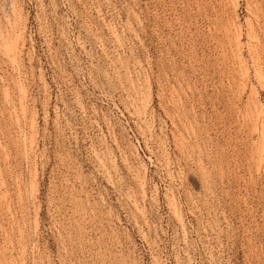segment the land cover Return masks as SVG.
<instances>
[{"label":"rangeland","instance_id":"374dc122","mask_svg":"<svg viewBox=\"0 0 264 264\" xmlns=\"http://www.w3.org/2000/svg\"><path fill=\"white\" fill-rule=\"evenodd\" d=\"M0 264H264V0H0Z\"/></svg>","mask_w":264,"mask_h":264}]
</instances>
